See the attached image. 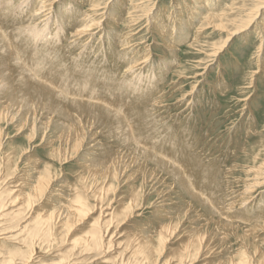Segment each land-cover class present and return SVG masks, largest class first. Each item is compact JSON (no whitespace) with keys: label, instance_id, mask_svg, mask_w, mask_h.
Listing matches in <instances>:
<instances>
[{"label":"rangeland","instance_id":"rangeland-1","mask_svg":"<svg viewBox=\"0 0 264 264\" xmlns=\"http://www.w3.org/2000/svg\"><path fill=\"white\" fill-rule=\"evenodd\" d=\"M87 1L57 0L53 8L65 21L66 12L73 17L89 11ZM216 2L200 0L187 6L183 0H136L134 4L141 5L134 7L129 0H98L106 6L99 12L106 17L102 28L81 44L87 48L66 42L82 18L76 17L69 39L63 33L58 39L57 28H52L47 37V32L40 35L43 41L34 34L37 30L30 29V40L17 26L15 7L0 15V30L12 38L11 47L25 65L33 69L38 60L49 58L53 67L40 74L56 91L62 86L72 97L84 95L119 112L139 145L158 150L164 157L160 159L184 173L186 181L192 178L188 183L200 193L192 197L171 174H154L152 167H144L142 156L111 133L115 122L109 117L93 120L96 128L105 125L107 130L92 138L89 133L75 148V138L65 136L70 126L66 119L61 121L27 95L11 97L4 105L8 90L0 88V264H264V185L255 193L246 188L253 169L264 164V8L257 21L226 43L227 32L234 26L244 28L252 9L264 2ZM215 4L218 13H228L226 21L229 12L235 13V22L227 23L223 32L202 25ZM31 15L28 9L24 17ZM178 15L189 22L180 24L182 31L188 27V37L179 38ZM108 16L120 19V24ZM136 51L139 65L131 72L136 59L131 54ZM7 57L0 51V76H10L20 89L26 72ZM93 70L101 79L94 80ZM8 112L16 113L11 122L6 120ZM123 149L136 155L139 164L125 153L120 156ZM118 160L117 168L113 163ZM104 166L112 168L108 180L98 174ZM39 181L45 189L38 187ZM69 210H77V215Z\"/></svg>","mask_w":264,"mask_h":264},{"label":"bare ground","instance_id":"bare-ground-1","mask_svg":"<svg viewBox=\"0 0 264 264\" xmlns=\"http://www.w3.org/2000/svg\"><path fill=\"white\" fill-rule=\"evenodd\" d=\"M39 1L40 0H35L34 2L32 1V0H15V3L14 4H12V3H10L9 5H8V0H0V15H2V17H4V13H5V11H6V9L7 8H9V7H13V9H14V7L16 8V13L18 14V16L20 17V19H19V24L17 25L18 27H20V28H22V31L27 35V37L28 38H30V40H31V30H33V31H35V30H37V31H35L34 32V34H36V36H38L39 35V37H40V35H42V36H44V34L47 32V34L44 36V37H47V35H49L50 33L52 34V32H53V30H52V28H57V38L58 39H60L59 37L62 35V33H63V36L65 37V36H67V34L69 33V31L71 30V29H73V27L72 26H75L74 24H76V17H79V18H82L81 19V22H79V24H78V26H77V30L76 31H74V32H72V36H71V39L72 40H67L66 42L67 43H70V45L72 46H75V45H79V46H76V47H82V46H84V48H87L89 45H81V44H83V42L85 43L87 40L89 41V39L90 38H92V32L95 30V31H99V28H100V26H102L103 25V19L106 17V13L105 12H102V13H99L101 10H104L105 9V7L106 6H100V4H98V0H88L87 1V3L88 4H90L91 5V7H90V10L89 11H85L84 13L83 12H80V13H76L73 17H70V15L66 12V14L68 15H66V19H65V21H61V18H58V16H59V14L57 13V12H55L54 11V8H53V6L55 5V3L57 2V0H41L40 1V3H39ZM130 2H131V4L133 5L135 2H136V0H129ZM139 1H141V0H139ZM184 1V3H185V5H187V6H189L188 5V3L187 2H191V3H193V4H196L197 2H199L200 0H183ZM219 1H221V0H218V2ZM218 2H216V3H218ZM263 2H264V0H263ZM124 3V2H123ZM128 3V2H127ZM130 4V3H129ZM8 5V6H7ZM127 5V4H126ZM138 5H141V4H134L133 6L134 7H137ZM217 4H215V6H216ZM221 5V4H220ZM232 5H235V4H232ZM121 6H123V4L121 5ZM27 7V10H25V8ZM32 7V8H31ZM102 7H104V8H102ZM127 7V6H126ZM31 8V9H30ZM124 8V7H123ZM264 8V3H261V4H259V5H257L254 9H252V14L253 15H251V16H249V20L245 23V25H244V28H235V26H234V28L230 31V32H227V33H229L228 34V38H227V41H226V43L228 42V40H230V38H234L236 35H238V34H240V33H242L241 31H243V29H246V28H248L250 25H251V23H253L254 21H257V18H259L261 15L259 14L262 10L261 9H263ZM2 9V10H1ZM9 9H11V8H9ZM28 9L30 10V13L32 14L30 17H24V16H26V14H27V11H28ZM219 7L217 8V6H216V8L214 9L213 8V11H211L207 16H205L206 18H207V21L206 22H202L203 24V26H208V25H211V26H214V27H218V28H220V29H216V30H219V31H221V32H223V31H225V29H226V24L227 23H233V22H235V19H236V17H235V13H230L229 12V14H231V15H229V17H230V19L229 20H225L226 19V16H227V12L224 14V13H218V11H219ZM12 10V9H11ZM124 10V9H123ZM129 10V9H128ZM126 11V10H125ZM222 11H223V9H222ZM11 12H13V11H11ZM10 12V13H11ZM72 12V11H71ZM130 12V11H129ZM220 12V11H219ZM128 13V12H127ZM126 13V14H127ZM131 14V13H130ZM7 15H8V13H7ZM177 15V14H176ZM179 16V15H178ZM1 17V18H2ZM11 17H12V14H11ZM24 17V18H23ZM52 17H54V19H51ZM111 16H108V18H110ZM10 17H8V19H9ZM127 18V17H126ZM174 18V17H173ZM177 18V17H176ZM181 18H183V16L181 17V15L175 20V22L176 23H178V25L179 26H181L180 24H183L184 25V22L183 21H185V23H189L188 22V20L186 19H184L183 21H181ZM7 19V18H6ZM10 19H12V18H10ZM16 19V18H15ZM129 19V18H128ZM5 20V19H4ZM14 20V19H13ZM113 24H117V25H119L120 24V19H119V21L113 16V17H111L110 19H109ZM151 19H149L148 21H147V23H149V21H150ZM174 20V19H173ZM259 20V19H258ZM17 21V20H16ZM15 21V22H16ZM3 22H5V21H3ZM8 22H10V21H8ZM12 22V21H11ZM175 22H173L174 24H175ZM22 23L23 24H25V27H23L22 26ZM57 23V24H56ZM139 23V22H138ZM174 24H171L172 25V27H174ZM186 24V25H187ZM11 25V24H10ZM189 25V24H188ZM9 26V25H8ZM15 26V25H14ZM9 27H11V26H9ZM35 27V28H34ZM131 27V26H130ZM160 27V26H159ZM19 28V29H20ZM23 28H25V29H23ZM102 28V27H101ZM100 28V29H101ZM31 29V30H30ZM52 30V32H49L50 30ZM129 29V28H128ZM186 29H188V27H186ZM186 29L184 28V31H186ZM49 30V31H48ZM66 30V31H65ZM162 30V31H161ZM174 30V29H173ZM259 30V29H258ZM20 31V30H19ZM18 31V32H19ZM21 31V32H22ZM72 31V30H71ZM101 31V30H100ZM158 32L160 31L162 34L164 33V31H163V29L160 27V29H158L157 30ZM184 31H182V26H181V31H179L180 33H181V35L182 36H180L179 38H184V37H188V32H184ZM16 32V31H15ZM17 33V32H16ZM95 33V32H94ZM98 33H100V32H98ZM131 33V32H130ZM168 33L171 35V33H170V29L168 30ZM11 34V33H10ZM70 35H71V33H70ZM98 35V34H97ZM101 35V34H100ZM127 35V34H126ZM41 36V37H42ZM54 36V35H53ZM96 36V35H95ZM121 36V35H120ZM124 36V35H123ZM136 36V35H135ZM164 36V35H163ZM25 38H27L26 36H24ZM32 37H34V35H32ZM40 37V38H41ZM52 37V36H51ZM127 37V36H126ZM133 37V36H132ZM22 38V37H21ZM24 38V39H25ZM38 38V37H37ZM123 38V37H122ZM128 38H129V35H128ZM24 39H23V41H24ZM46 39V38H45ZM63 39V38H62ZM67 39H69L68 38V36H67ZM36 40V39H35ZM34 40V41H35ZM40 40H43V38H41ZM66 40V39H65ZM130 40V39H129ZM27 41H28V39H27ZM37 41V40H36ZM43 41H46V40H43ZM127 41V40H126ZM20 42V41H19ZM54 42V41H53ZM125 42V41H124ZM11 43H12V38H10L9 37V35L7 34H5V33H3L2 32V30H0V51H1V53L2 54H4V55H6V57H7V55H8V57H7V60L8 61H13V62H15V63H18L19 65H20V68L23 70V71H25L26 72V76L25 77H21L20 79H22V83H21V88L20 89H18V86L16 85V82H14L13 80H11L9 77L10 76H8V77H4V74H3V77H1L0 76V88H5V89H7L8 91H7V94L9 95L8 96V101L7 102H5V104L4 105H8L9 103H11V97H14V98H16V99H19V98H22V97H24V96H28L33 102L34 101H38L37 103H38V105H40L43 109H48L50 112H51V114L52 115H57V117L58 118H61V121H63L64 122V120H63V118L64 119H66V123H67V125H70L69 127H66V131H65V136H69V135H71V137L73 136L74 138H75V143H73V146L75 147V148H78V146H80L82 143H83V141H84V139L86 138V136H88L89 137V133H90V138H92V135H97L98 134V132H101V131H103V130H107V127L105 126V125H102V127H99V128H96V126H95V123H93V120H99V118H104V117H109L113 122H115V124H113V128H112V134H114V132L115 133H117L118 135H120L119 137L123 140V142L125 143V146L124 147H126V146H129L130 147V149H131V151H132V153H135V154H137V155H141L142 157H140V159L143 161V163H145V164H143V166L144 167H148V166H150V167H152L153 168V173L154 174H159L160 172L162 173V174H164V173H169V175L171 174L172 176H174L175 178H177L178 179V182L179 183H181V185L185 188V186L187 187V190H188V192H189V194L192 196V197H195V198H197L198 196H200V193L198 192H196L195 191V189H197V188H195V189H193L192 188V185H194L193 184V182H192V185H190L188 182L190 181V179H192V178H190L188 181H186L185 179V177H183L182 176V174L183 175H185L184 173H182L181 174V172L180 171H177V169H173V168H171L169 165H167V162H165L164 160H161L160 158H163L164 159V157H162V156H160L159 154L160 153H156L158 150H156V149H158V148H156L155 150H156V152H154L153 150H152V148H148V147H146L145 145H144V147H142L141 146V144L139 145V140L138 139H136V138H134L132 135H131V133L132 134H134L133 132H129L128 130H127V126H126V121L124 120V118L120 115V113L119 112H111L112 111V109H105L104 107H101V105H103V104H101V105H99L98 104V100H97V102L96 101H92L91 100V98L90 97H87V96H84V95H74V97H72V96H70L71 94L70 93H68V90L67 91H65L64 90V88H62V86H61V89L62 90H57L56 91V88H54V86L51 84V82L48 80V79H45V77L42 75V74H40V73H42V72H46L48 69H49V66H52L53 67V64L52 65H50L51 63H52V61H50L49 62V58H41L40 60H38L37 61V63L35 64V65H32L33 66V69H31L28 65H25L23 62H22V60H20L21 58L16 54V51L14 52V50H13V48L11 47ZM37 43V42H36ZM35 43V44H36ZM46 43V42H45ZM48 43V42H47ZM121 43V42H120ZM166 43V45H167V41L165 42ZM226 43H225V45H226ZM21 44V43H20ZM29 44V43H28ZM22 45H23V43H22ZM25 45H27V43L25 44L24 43V46ZM32 45V44H31ZM64 45V44H63ZM118 45V44H117ZM123 46L125 45V43L124 44H122ZM29 46H30V44H29ZM40 46H41V44H40ZM47 46H49V45H47ZM56 46V45H55ZM27 47V46H26ZM31 47V46H30ZM35 46H32L31 48H34ZM38 47V46H37ZM37 47H35V48H37ZM42 47H44V46H42ZM46 47V46H45ZM58 47V46H57ZM56 47V48H57ZM66 47V46H65ZM90 47V46H89ZM126 47V46H125ZM168 47V46H167ZM169 47H171V45H169ZM222 47H224V45L222 46ZM221 47V48H222ZM31 48L29 49V50H31ZM49 48V47H48ZM59 48V47H58ZM60 48H61V46H60ZM15 49V48H14ZM18 49V48H17ZM38 49V48H37ZM45 49V48H44ZM44 49H42V50H44ZM47 49V48H46ZM54 49V48H53ZM73 49V48H72ZM71 49V50H72ZM80 49V48H79ZM79 49H77V50H79ZM82 49V48H81ZM91 49V48H90ZM127 49V48H126ZM133 49V48H132ZM21 50V49H20ZM23 50V49H22ZM36 50V49H35ZM48 50V49H47ZM134 50V49H133ZM18 51V50H17ZM25 51H26V48H25ZM24 51V52H25ZM32 51H34L33 49H32ZM56 51V50H55ZM61 51V50H60ZM63 51V50H62ZM123 51V50H122ZM131 51V50H130ZM129 51V52H130ZM36 52H38V51H36ZM44 52H46L45 50H44ZM48 52V51H47ZM46 52V53H47ZM120 52V51H119ZM29 52H27L26 53V55L28 54ZM104 53V52H103ZM121 53V52H120ZM138 53L139 52H133L131 55H133V56H135L136 57V59H133L134 61H133V66H129V70L132 72L133 70H135L136 68H137V66L139 65L138 64V62H139V60H137V55H138ZM33 54V53H32ZM37 54V53H36ZM59 54V53H58ZM63 54V53H62ZM115 54H116V50H115ZM26 55H24L25 57H26ZM29 55H31V54H29ZM28 55V56H29ZM34 55V54H33ZM48 55V54H47ZM85 55H86V52H85ZM89 55V54H88ZM124 55V54H123ZM128 55H129V53H128ZM130 55V56H131ZM27 56V57H28ZM35 56V55H34ZM37 56V55H36ZM35 56V57H36ZM49 56V55H48ZM51 56V55H50ZM56 56V55H55ZM104 55H102L101 57H103ZM117 56V55H116ZM220 56V55H219ZM31 57V56H30ZM33 57V56H32ZM38 57V56H37ZM60 57V56H59ZM58 57V58H59ZM53 58H54V56H53ZM57 58V59H58ZM88 58V57H87ZM117 58H118V56H117ZM116 58V59H117ZM122 58V57H121ZM131 58V57H130ZM129 58V59H130ZM6 59V58H5ZM28 59V58H27ZM31 59V58H30ZM33 59V58H32ZM31 59V60H32ZM37 59H39V58H37ZM60 59H61V57H60ZM120 59V58H119ZM36 60V59H35ZM54 60H56V59H54ZM53 60V61H54ZM122 60V59H121ZM25 61V60H24ZM33 61V60H32ZM59 61H61V60H59ZM64 61V60H63ZM100 61V60H99ZM26 62H28V61H26ZM35 62V61H34ZM56 62H57V60H56ZM62 62V61H61ZM60 62V63H61ZM57 63H59V62H57ZM125 64H126V62H124ZM123 63V64H124ZM95 64H97V63H95ZM56 65V64H55ZM58 65V64H57ZM60 65V64H59ZM58 65V66H59ZM86 65V64H85ZM90 65V64H89ZM31 66V67H32ZM116 66V65H115ZM87 68H88V66H87ZM87 68H85V69H87ZM93 68V67H92ZM52 69H54V68H52ZM58 69V68H57ZM60 69H61V67H60ZM63 69V68H62ZM85 69H84V71H85ZM89 69H91V68H89ZM89 69H88V71H89ZM97 69V68H96ZM126 69H128V68H126ZM138 69V68H137ZM141 69V68H140ZM59 70V69H58ZM95 70V69H94ZM94 70H93V74H94ZM91 71V70H90ZM89 71V72H90ZM143 71V70H142ZM57 72V71H56ZM59 73H60V71H58ZM76 72V71H75ZM88 72V73H89ZM96 72V71H95ZM102 72V71H101ZM105 72H106V70H105ZM136 72V71H135ZM47 73V72H46ZM62 73V72H61ZM87 73V74H88ZM91 73V72H90ZM141 73V72H140ZM87 74H86V76H87ZM97 74V73H96ZM144 74V73H143ZM0 75H1V72H0ZM55 75V74H54ZM62 76H64L63 74H61ZM66 75V74H65ZM98 75H99V73H98ZM97 75V76H98ZM116 75V74H115ZM132 75V74H131ZM139 75H142V73L141 74H139ZM147 75V74H146ZM51 76H52V73H51ZM50 76V77H51ZM61 76V77H62ZM83 76V75H82ZM84 76H85V74H84ZM85 76V77H86ZM90 75H88V77H89ZM94 76H96L95 74H94ZM97 76H96V78L94 79V80H97ZM116 76H118V75H116ZM116 76H114V77H116ZM59 77H60V75H59ZM91 77V76H90ZM101 77V76H100ZM99 76H98V78L99 79H101ZM114 77H113V79H114ZM48 78V77H47ZM57 78V77H56ZM64 78V77H63ZM67 78V77H66ZM73 78V77H72ZM75 78H77L76 76H75ZM84 78V77H83ZM130 78H131V76H130ZM79 79V78H78ZM81 79V78H80ZM111 79H112V77H111ZM112 79V80H113ZM141 79V78H140ZM154 79V78H153ZM85 80V79H84ZM107 80H108V78H107ZM116 78H115V81L114 82H111L112 84H116L117 82H116ZM129 80V79H128ZM135 80V79H134ZM136 80H137V78H136ZM142 80V79H141ZM143 80H144V78H143ZM73 81H74V79H73ZM100 81V80H99ZM111 81V80H110ZM110 81H108V83H110ZM120 81L121 80H119V83H120ZM126 81V83L127 82H129V81H127V80H125ZM138 81V80H137ZM146 81H147V79H146ZM69 82V81H68ZM84 82V81H83ZM90 82H92V81H90ZM90 82H88V78H87V83H90ZM100 82H102V81H100ZM99 82V83H100ZM104 82V81H103ZM116 82V83H115ZM132 82V81H131ZM141 82V81H140ZM143 82V81H142ZM140 83V84H143V83ZM86 83V82H85ZM93 83H94V81H93ZM106 83V82H105ZM122 83V82H121ZM138 83V82H137ZM145 83V82H144ZM148 83H150L149 81H148ZM152 83H154L153 81H152ZM151 83V84H152ZM61 84V83H60ZM63 84V83H62ZM103 84V83H102ZM139 84V83H138ZM65 85H66V82H65ZM90 85H91V83H90ZM98 85V84H97ZM100 85V84H99ZM99 85H98V87H99ZM127 85V84H126ZM125 85V86H126ZM129 85V84H128ZM79 86H81V84L79 85ZM92 86H93V84H92ZM100 86H102V85H100ZM106 86V85H105ZM108 86V85H107ZM110 86H111V84H110ZM115 86V85H114ZM130 86V85H129ZM128 86V87H129ZM132 86V85H131ZM151 86V85H150ZM66 87V86H65ZM75 87H76V85H75ZM97 87V88H98ZM113 87V86H112ZM112 87H111V89H112ZM136 87V86H135ZM138 87V86H137ZM146 87H147V85H146ZM68 88V87H67ZM70 88H71V86H70ZM74 88V87H73ZM72 88V89H73ZM80 88V87H79ZM86 87H84V89H85ZM90 88H91V86H90ZM96 88V89H97ZM102 88V87H101ZM105 88V87H104ZM131 88H133V87H131ZM142 88H144V87H142ZM150 88V87H149ZM92 89V88H91ZM107 89V88H106ZM105 89V90H106ZM110 89V90H111ZM121 89V88H120ZM125 89V88H124ZM127 89V88H126ZM137 89V88H136ZM77 90H78V87H77ZM94 90V89H93ZM108 90H109V88H108ZM135 90V89H134ZM144 90H146V89H144ZM74 91H76V90H74ZM100 91V90H99ZM112 92L114 91V90H111ZM111 91H110V93H111ZM150 91V90H149ZM80 92V91H79ZM78 92V93H79ZM114 92H116V90L114 91ZM128 93H129V91H127ZM126 92V93H127ZM132 92V91H131ZM131 92H130V94H131ZM145 92V91H144ZM75 93V92H74ZM77 93V94H78ZM93 93H94V91H93ZM96 93V92H95ZM94 93V94H95ZM117 93H118V91H117ZM116 93V94H117ZM121 93V92H120ZM123 93V92H122ZM125 93V94H126ZM127 93V94H128ZM133 93V95H135L134 94V92H132ZM139 93V92H138ZM149 93V92H148ZM89 94H90V92H89ZM115 94V93H114ZM113 94V95H114ZM126 94V95H127ZM88 95V94H87ZM124 95V94H123ZM132 95V96H133ZM139 95V94H138ZM152 96H153V94H151ZM95 96V95H94ZM139 96H141V95H139ZM139 96H137V98L139 97ZM143 96V95H142ZM189 96V95H188ZM99 97H100V95H99ZM104 97H106V96H104ZM103 97V98H104ZM108 98H109V96H107ZM114 97V96H113ZM133 97H136V96H133ZM132 97V98H133ZM145 97V96H144ZM151 97V96H150ZM149 97V98H150ZM13 98V99H14ZM153 98V97H152ZM105 99V98H104ZM146 99H148L147 97H146ZM135 100H136V98H135ZM107 101V100H106ZM144 101V100H143ZM151 101V100H150ZM155 101V100H154ZM95 102V103H94ZM146 102H148L149 103V100L148 101H146ZM66 103H70V104H66ZM102 103V102H101ZM137 103V102H136ZM142 103V102H141ZM108 104V103H107ZM155 104V103H154ZM71 105L74 107H72L73 108V110H71V108H70V111H76V115L74 114V112H73V116H71L70 115V111H69V109H68V107H71ZM141 106H142V104H140ZM156 105H157V103H156ZM107 106V105H106ZM113 106V105H112ZM144 106V105H143ZM63 107L65 108V110H61L60 108H62L63 109ZM108 107V106H107ZM115 107V106H114ZM138 107H140V106H138ZM144 108V107H143ZM142 108V109H143ZM149 108V107H148ZM141 109V110H142ZM145 109H147V108H145ZM154 109V108H153ZM152 109V110H153ZM111 110V111H110ZM115 110V109H114ZM151 110V111H152ZM118 111V110H117ZM120 111H121V109H120ZM150 111V112H151ZM69 114H68V113ZM141 112V111H140ZM147 112H149V111H147ZM146 112V113H147ZM132 113V112H131ZM136 113V112H135ZM143 113V112H142ZM124 114V113H123ZM122 114V115H123ZM138 114H140V113H138ZM145 114V113H144ZM148 114V113H147ZM7 116H6V120L7 121H9L10 120V122L11 121H13L14 119H15V116H16V113H7L6 114ZM143 115V114H142ZM66 116V117H65ZM124 116H125V114H124ZM83 117L86 119V120H89L90 122L89 123H83V122H85L84 120H83ZM8 118V119H7ZM119 118H121V122H120V120H119ZM69 119V120H68ZM128 121V120H127ZM129 123V122H128ZM127 123V124H128ZM72 124H76V125H72ZM86 125L88 126V128H86ZM130 126H131V124H130ZM129 126V127H130ZM90 130V132L88 131V130ZM131 129H132V127H131ZM133 130H135V128L133 129ZM134 136H135V134H134ZM118 137V136H117ZM136 137V136H135ZM138 137H140V136H138ZM115 138V137H114ZM138 140V141H137ZM144 140H145V138H144ZM156 141V140H155ZM144 142V141H143ZM148 142H150V141H148ZM152 142V141H151ZM141 143V142H140ZM185 143V142H184ZM142 144H145V143H142ZM146 144H148L147 142H146ZM148 145H150V143L148 144ZM0 146H1V142H0ZM137 146V147H136ZM153 146V145H152ZM154 146H156V145H154ZM127 148V147H126ZM159 148H160V146H159ZM162 148V147H161ZM122 149V148H121ZM154 149V148H153ZM163 150V149H162ZM129 150H125V149H123V150H120L119 152L121 153L120 154V156L122 155V153H125V155H127L128 157H131V161H134V162H136V163H138L139 164V162H137V161H135V158L137 157L135 154H133V155H135L134 157H132V154H131V156H129L130 154H129V152H128ZM161 153H162V151H160ZM166 152H168V151H166ZM165 152V153H166ZM164 153V152H163ZM162 153V154H163ZM169 153V152H168ZM175 153V152H174ZM172 154H173V152H172ZM172 154H169V155H171V157H172ZM164 155H166V154H164ZM169 157V156H168ZM174 158H175V156H173ZM186 157L187 156H185V159H186ZM166 159V158H165ZM176 159V158H175ZM188 159H189V157H188ZM177 161L178 160H180V159H176ZM175 160V161H176ZM180 162L182 163V161L180 160ZM107 163V162H106ZM116 163V162H115ZM115 163H113L114 165H115V167H120V161L118 160L117 161V164H115ZM169 163H170V161H169ZM179 163V162H178ZM180 163V164H181ZM179 164V165H180ZM106 165V164H105ZM141 165V164H140ZM183 165H184V163H183ZM173 166V165H172ZM177 166V164L175 165V167ZM106 166H104L101 170H99L98 171V174L99 175H101V176H104L103 178L105 179V180H108V178H110V176H111V174H112V168H111V166H109V167H107V168H105ZM104 168H105V170H104ZM179 168V167H178ZM185 168V167H184ZM185 169H187V167L185 168ZM104 170V171H103ZM179 170H181L180 168H179ZM182 171V170H181ZM187 171V170H186ZM193 171V170H192ZM253 173L255 174V175H252L254 178H251L250 179V181H251V184L248 186V187H246L247 189H252V193L254 192H256L257 191V189L259 188V187H261L262 186V184L264 185V164H263V166L262 167H259V168H256V169H253ZM117 172H119V170H117ZM188 172V171H187ZM191 172V171H190ZM192 173H196V171L195 172H192ZM191 173V174H192ZM198 174V173H197ZM188 175V174H187ZM193 175H195V174H193ZM186 176V175H185ZM200 176V175H199ZM187 177V176H186ZM42 179V181H43V178H41ZM195 180H196V177H195ZM42 181H39V188L41 187V186H44V189L46 188L45 187V185H44V183L42 182ZM183 182V183H182ZM194 187H197V186H194ZM211 208H213L212 210L215 212V213H220V210L219 209H217L214 205H213V207H211ZM216 210V211H215ZM77 211V210H76ZM76 211H72V210H69V212H70V214H72V215H77V212ZM132 216V215H131Z\"/></svg>","mask_w":264,"mask_h":264}]
</instances>
